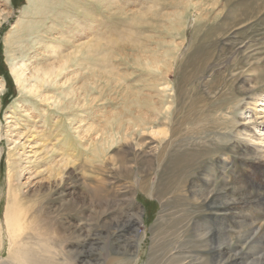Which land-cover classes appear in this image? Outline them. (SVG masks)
Listing matches in <instances>:
<instances>
[{"label": "rangeland", "instance_id": "obj_1", "mask_svg": "<svg viewBox=\"0 0 264 264\" xmlns=\"http://www.w3.org/2000/svg\"><path fill=\"white\" fill-rule=\"evenodd\" d=\"M15 62L29 84L35 66L62 71L36 94L16 82ZM0 83V263L15 258L4 224L12 182L28 219L76 264H169L177 241L199 243L191 179L207 164L222 172L226 158V197L217 177L210 197L240 206L238 238L249 233L241 203L256 193L257 160L241 134L261 121L245 111L264 89V0H0ZM139 207L129 251L123 224ZM216 230L202 264L242 248L251 255L237 264L264 263V236L229 251L216 249Z\"/></svg>", "mask_w": 264, "mask_h": 264}, {"label": "bare ground", "instance_id": "obj_2", "mask_svg": "<svg viewBox=\"0 0 264 264\" xmlns=\"http://www.w3.org/2000/svg\"><path fill=\"white\" fill-rule=\"evenodd\" d=\"M59 64H53L52 67L49 68H41L35 66L36 69L34 70L31 77L34 80L32 84L26 83L27 80L25 78H22V74H24L25 72L23 63H13L11 65V73L13 74L17 83H19L21 86L26 83L25 89L30 92L36 93L39 91V89H41L40 87L44 82L50 81L52 79L54 80L59 74H61L62 67H60ZM2 90L3 87L0 83V91ZM250 95L251 96L246 101L248 105L245 111V115L248 119H250V112L252 111V113L255 115V120L257 118H260L261 121L259 122V124L255 125L254 130H245L244 133L241 132V135H243L249 142L253 143V147H255V149L252 151V154L257 160L255 164V168L257 170L255 172L264 173V89L263 91H259L255 94L251 93ZM167 132L168 131L165 128L151 130V133L156 135L157 137L166 135ZM225 160L226 158L222 160V166H220V168L223 170L222 172L221 170L220 172L217 171V167L213 166V164H207L203 169L205 171V176L198 178L193 177L191 179L190 195L199 203L197 207L201 211L199 213V216L195 217L192 222L193 237L197 239L199 243L195 244V249L186 250L188 246L181 244L183 242V239L182 241H177L179 245L177 244L178 246H174L173 249L175 251H171L169 253L170 258L166 260L167 258L165 257V260L168 261L169 264H202L207 247L211 244V235L214 233L215 228L217 229L216 231H220L222 235V238L217 242V246H215L216 249L229 246V251H233L242 242L247 243L249 245V249H251L250 245L262 241L264 231L262 229V223L260 222V224H258V218L264 212V174H262L263 179H258L257 173H254L253 181L255 182L256 193L250 196L251 200L246 201L245 203H241V208L243 209V211H246L247 214H253L254 217H248L250 218L248 227L249 233L239 239L238 237H240L244 232V229L242 228L243 221L242 219H238L242 217L235 214L236 212L240 211V206H233L236 205L233 204L231 207H228L230 204L227 201H224V203H222L221 205H224L227 208H225L224 206H221V208H217L215 207L216 204L213 202L212 197H210L213 195L212 192L214 190V184L216 182H213V180H216V177L221 179V184L223 186V188H220L223 193L221 194L219 191L216 194V197H226V190L224 189L227 182L224 173L226 171V169H224L226 167L224 165L226 164ZM223 165L225 167H223ZM10 180H12V178ZM7 194L8 202L4 212V224L6 233L8 235L9 247L12 250L15 258L9 260L8 262H5L7 260L5 259L4 262H1L0 264H24L25 262H27L28 264H76L66 252L65 245L64 247H62L61 243H53V245H51L48 242L51 237H44L41 235L42 233H40L39 231L41 228V224L39 223L37 218L31 217L28 219V211L30 208L22 205L19 194L13 187V182L11 183ZM203 209L207 210L208 213H203V211H205ZM226 210H230V215L232 214V211L235 210L232 214V217L236 220V222L233 223V230H231L230 227L226 224ZM236 217L238 218L236 219ZM127 218L128 219H126L124 222V224H127H123V228L126 229L125 231H129V239L126 242V246H130L129 251H131L135 248V244L139 238L138 225L140 224L142 219V211L140 207L139 210L137 209L136 212L132 213V215L127 216ZM27 229H31V231L33 232H25V230ZM232 233L237 234V242L233 245H230V242L233 239ZM180 234H178L177 238L181 236ZM183 238L185 239L186 237L184 236ZM189 242H191V239H189ZM37 249L41 250V254L36 253ZM242 251L243 248L239 249L234 255H229L228 260L224 264H237L240 262L243 256L251 255L249 251H245L243 255L238 257V255ZM217 255L218 259L214 260L213 264H219L223 259L224 253L219 252Z\"/></svg>", "mask_w": 264, "mask_h": 264}]
</instances>
